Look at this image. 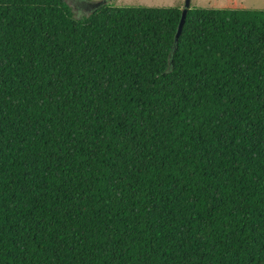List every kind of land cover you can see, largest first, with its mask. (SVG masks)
Here are the masks:
<instances>
[{"label":"trees","instance_id":"16d2710c","mask_svg":"<svg viewBox=\"0 0 264 264\" xmlns=\"http://www.w3.org/2000/svg\"><path fill=\"white\" fill-rule=\"evenodd\" d=\"M182 14L0 0V264H264V10Z\"/></svg>","mask_w":264,"mask_h":264},{"label":"rangeland","instance_id":"374dc122","mask_svg":"<svg viewBox=\"0 0 264 264\" xmlns=\"http://www.w3.org/2000/svg\"><path fill=\"white\" fill-rule=\"evenodd\" d=\"M76 19H84L103 5L116 7L178 8L184 10L186 0H92L93 9L81 0H66ZM98 4V5H97ZM251 9L264 10V0H192L191 9Z\"/></svg>","mask_w":264,"mask_h":264},{"label":"water","instance_id":"95a60500","mask_svg":"<svg viewBox=\"0 0 264 264\" xmlns=\"http://www.w3.org/2000/svg\"><path fill=\"white\" fill-rule=\"evenodd\" d=\"M191 2H192V0H186V5H185V8L183 10L182 19H181V22H180V25L178 28V32L176 35V43L177 44H178L179 39L183 33V29H184V25L186 23L187 15H188L189 10L191 9Z\"/></svg>","mask_w":264,"mask_h":264},{"label":"flooded vegetation","instance_id":"af4514ba","mask_svg":"<svg viewBox=\"0 0 264 264\" xmlns=\"http://www.w3.org/2000/svg\"><path fill=\"white\" fill-rule=\"evenodd\" d=\"M86 5L92 7L93 9L96 8V5H95L94 3H88V4H86Z\"/></svg>","mask_w":264,"mask_h":264},{"label":"clouds","instance_id":"9594fccd","mask_svg":"<svg viewBox=\"0 0 264 264\" xmlns=\"http://www.w3.org/2000/svg\"><path fill=\"white\" fill-rule=\"evenodd\" d=\"M95 4V3H94ZM98 5V4H97Z\"/></svg>","mask_w":264,"mask_h":264}]
</instances>
